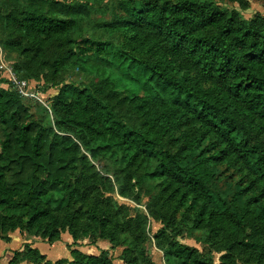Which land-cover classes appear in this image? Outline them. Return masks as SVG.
I'll return each mask as SVG.
<instances>
[{
  "label": "trees",
  "instance_id": "1",
  "mask_svg": "<svg viewBox=\"0 0 264 264\" xmlns=\"http://www.w3.org/2000/svg\"><path fill=\"white\" fill-rule=\"evenodd\" d=\"M220 1L246 6L245 0ZM47 6L48 13L34 8L5 15L4 26L17 39L5 42L6 49L53 74L68 67L93 74L101 87L61 83L50 105L54 128L48 129L17 92L0 89V240L18 230L52 245L67 231L74 245L84 238L123 245L118 259L136 264L130 254L142 248L128 234L141 219L119 222L106 210H70L78 180L70 176L67 157L78 143L92 160L109 159L129 183L155 191L149 204L159 209L150 215L162 226L153 238L165 264H237L243 258L264 264V16L245 20L216 0H144L139 10L117 8L107 25L121 38L116 44L71 38L77 20L88 16L83 5ZM52 44L65 55L42 60ZM112 102L124 103L137 126ZM26 192L28 202L22 200ZM175 218L205 233L202 242L219 255L218 263L178 240ZM69 254L71 260L51 263L26 245L10 264L114 260L106 251ZM142 263L153 264L147 257Z\"/></svg>",
  "mask_w": 264,
  "mask_h": 264
},
{
  "label": "rangeland",
  "instance_id": "2",
  "mask_svg": "<svg viewBox=\"0 0 264 264\" xmlns=\"http://www.w3.org/2000/svg\"><path fill=\"white\" fill-rule=\"evenodd\" d=\"M52 1L69 5H83L88 11L86 18L77 20L78 27L71 36L73 40L78 41L82 38L107 39L111 43L121 44L119 34L109 29L107 25L111 24L118 16L117 8L124 7L139 10L144 0H0V89L17 92L15 81L25 82V94H18L33 119L37 120L45 129L53 127V115L50 105L61 83L78 84L91 90L101 87V81L93 74L80 72L73 67H68L57 74H53L36 64V59H23L9 53L6 49L5 42L17 39L12 32L6 30L4 26L5 15L9 13L18 14L21 11L34 8L48 13L47 5ZM245 2L246 6L242 8L237 3L216 0L217 6L221 10H234L245 20L252 18L257 13L264 16V2L262 0H245ZM65 51L66 49H60L52 44L44 50L43 56L40 58L52 62L64 56ZM124 95L125 93L122 91L118 92L116 96L121 99ZM112 104L124 121L130 126H137L138 120L130 115L124 103L112 102ZM76 145L79 150L67 157L69 164H72L70 176L78 180V198L72 201L70 210L81 212H86L91 208L100 211L106 210L114 213L113 217L117 218L119 222L134 223L141 219V224L138 227L129 230L128 238L140 245L142 254L137 250L133 251L130 254L131 258L136 264H144L142 260L146 257L153 264H165L162 251L153 238L162 226L159 219L150 215V209L152 213H157L159 209V205L156 206L155 202L153 205L149 204L155 191L147 183L141 185L140 188L136 187L133 180L129 183L127 176L121 173L118 170L119 167L113 164L111 160L101 158L94 161L78 143ZM167 147L171 151L175 150L170 145H167ZM83 156L86 159H83ZM237 175L239 176V173ZM36 176L38 180L43 177L42 174ZM119 191H123L125 196H120ZM70 192L71 188L65 189L66 194ZM55 196H58V194H55ZM22 200L30 201V192L24 193ZM162 212L164 215L169 214L164 209ZM173 226L178 230V240L182 244L194 247L204 254L210 253L213 261L218 263L219 255L211 252L210 247L202 242L205 236L203 231L191 230L188 224L178 218H175ZM137 235H140V238L142 236L144 240L138 242ZM34 238L37 239L39 251L43 255L46 254L44 257L51 263L63 259L71 260L69 251L77 249L86 255H92V253L98 255L100 252L106 251L114 259L112 264H124L118 258L125 246L119 245L112 248L106 240L98 239L94 243H90L89 239L84 238L74 245L67 231H63L60 234L59 241L52 245L37 237ZM236 260L237 264H254L245 258ZM20 264L28 263L21 262Z\"/></svg>",
  "mask_w": 264,
  "mask_h": 264
},
{
  "label": "crops",
  "instance_id": "3",
  "mask_svg": "<svg viewBox=\"0 0 264 264\" xmlns=\"http://www.w3.org/2000/svg\"><path fill=\"white\" fill-rule=\"evenodd\" d=\"M6 237H8L7 241L0 240V264H10L13 253L21 251L26 245L38 249V242H36L37 239L34 237H28L19 231L11 232L7 234ZM92 255L95 254L92 253Z\"/></svg>",
  "mask_w": 264,
  "mask_h": 264
},
{
  "label": "built area",
  "instance_id": "4",
  "mask_svg": "<svg viewBox=\"0 0 264 264\" xmlns=\"http://www.w3.org/2000/svg\"><path fill=\"white\" fill-rule=\"evenodd\" d=\"M26 87V83L22 81H15V88L17 93L25 94L24 89Z\"/></svg>",
  "mask_w": 264,
  "mask_h": 264
}]
</instances>
